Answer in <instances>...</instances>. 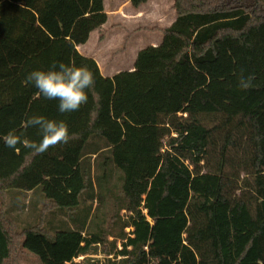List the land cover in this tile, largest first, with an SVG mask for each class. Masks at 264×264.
Wrapping results in <instances>:
<instances>
[{"label":"trees","instance_id":"16d2710c","mask_svg":"<svg viewBox=\"0 0 264 264\" xmlns=\"http://www.w3.org/2000/svg\"><path fill=\"white\" fill-rule=\"evenodd\" d=\"M149 0H130L139 9ZM163 40L105 76L79 51L106 31L105 0H0V264H264V82L249 108L113 116L149 97L179 65L215 63L220 42L264 25V0H174ZM56 62L87 67L88 102L61 114L26 83ZM38 115L70 140L43 153L3 137ZM130 229V230H129ZM112 256L93 261L98 250ZM84 257L83 260H80Z\"/></svg>","mask_w":264,"mask_h":264},{"label":"rangeland","instance_id":"374dc122","mask_svg":"<svg viewBox=\"0 0 264 264\" xmlns=\"http://www.w3.org/2000/svg\"><path fill=\"white\" fill-rule=\"evenodd\" d=\"M105 2L107 11H111L108 12L110 21L105 25L106 31L94 32L83 47V53L98 60L105 71L107 67L108 70L116 69L121 62L123 66L129 64L131 55L140 48L161 42L164 37L161 29L176 19L174 0H149L139 9H135L130 0ZM117 39L120 47L124 41L122 49L127 48L128 53L112 61L110 48H118ZM242 70L245 76L251 74L255 77L253 87L246 91L239 87ZM263 82L264 25L252 28L244 36L221 41L219 59L215 63L179 65L158 96L152 99L138 97L117 104L126 108L134 122L153 124L156 113L162 110L181 114L191 109L249 108L262 94ZM111 257L100 248L91 258L103 263ZM23 264L41 262L36 255L25 253Z\"/></svg>","mask_w":264,"mask_h":264},{"label":"clouds","instance_id":"9594fccd","mask_svg":"<svg viewBox=\"0 0 264 264\" xmlns=\"http://www.w3.org/2000/svg\"><path fill=\"white\" fill-rule=\"evenodd\" d=\"M254 75L243 74L239 78L241 90L253 87ZM26 83L34 85L38 94L48 100H58V112L61 114L78 111L88 102V91L94 87V74L84 66L74 67L63 62H54L49 70H33L26 76ZM27 128H35L40 139L26 138L23 129L9 131L3 141L8 148L15 149L18 144L33 152L43 153L58 144H67L70 140L68 125L64 120L48 119L33 115L22 122Z\"/></svg>","mask_w":264,"mask_h":264},{"label":"crops","instance_id":"0c3cea01","mask_svg":"<svg viewBox=\"0 0 264 264\" xmlns=\"http://www.w3.org/2000/svg\"><path fill=\"white\" fill-rule=\"evenodd\" d=\"M115 11H117V10H115ZM111 12V11H110ZM117 12H121V11H117ZM175 20V19H174ZM109 21H110V18H109ZM105 30H106V28H105ZM91 39V38H90ZM102 40V39H101ZM90 41V40H89ZM103 41V40H102ZM118 41H119V39H117V41H116V45L118 46V48H116V47H114V46H112L111 48H110V50H112V57H111V60L112 61H114L115 60V58L117 57V58H119L121 55H124V54H126V53H128V50H127V48H123L122 49V46H123V42L124 41H122V46L120 47L119 45H118ZM162 41V40H161ZM120 43V42H119ZM160 43V42H159ZM159 43H156V42H152L150 45H153V46H156V45H158ZM149 46V45H148ZM84 47V46H83ZM83 47H80V48H78L79 49V51L80 52H82L83 53ZM147 47V46H146ZM144 48V47H143ZM140 49H142V48H140ZM140 51V50H139ZM138 51V52H139ZM138 52L137 53H133L132 55H131V57H130V61H129V64H127V65H125V66H123L124 65V63H120L121 65H119L116 69H114V70H111V69H109L108 70V67H107V71H105L104 69H103V67H102V65L100 64V62L98 61L97 63L99 64V66H100V69H101V71H102V73L105 75V76H109V77H112L115 73H113V72H116V73H118V72H120V71H124V70H132L133 68H134V64H135V60H136V56H137V54H138ZM168 80V79H167ZM166 80V81H167ZM166 81H164L149 97H147V98H150L151 97V99L153 98V97H156V96H158L159 94H160V89L162 88V86H164V84H165V82ZM112 112H113V116L116 118V119H118V120H120L121 118H123V117H125V118H127V119H129L132 123H134V124H137V125H142V124H140V123H137V122H134L131 118H130V114L128 113V111L126 110V108L124 107V106H121V105H118L117 104V102H115V103H113V105H112ZM155 119V118H154Z\"/></svg>","mask_w":264,"mask_h":264},{"label":"built area","instance_id":"2783aa9c","mask_svg":"<svg viewBox=\"0 0 264 264\" xmlns=\"http://www.w3.org/2000/svg\"><path fill=\"white\" fill-rule=\"evenodd\" d=\"M83 259H84V257H81V258H80V260H83Z\"/></svg>","mask_w":264,"mask_h":264}]
</instances>
